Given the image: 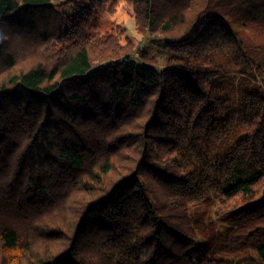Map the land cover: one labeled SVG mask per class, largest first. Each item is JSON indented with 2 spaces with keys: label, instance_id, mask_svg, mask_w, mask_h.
Listing matches in <instances>:
<instances>
[{
  "label": "trees",
  "instance_id": "16d2710c",
  "mask_svg": "<svg viewBox=\"0 0 264 264\" xmlns=\"http://www.w3.org/2000/svg\"><path fill=\"white\" fill-rule=\"evenodd\" d=\"M54 1L0 0V264H264V0H129L162 68L94 31L118 0ZM211 190L259 200L209 238L258 258L189 254Z\"/></svg>",
  "mask_w": 264,
  "mask_h": 264
},
{
  "label": "rangeland",
  "instance_id": "374dc122",
  "mask_svg": "<svg viewBox=\"0 0 264 264\" xmlns=\"http://www.w3.org/2000/svg\"><path fill=\"white\" fill-rule=\"evenodd\" d=\"M85 0H55L54 5L65 15H73L82 5ZM96 21L98 26L94 29L95 32L114 33L118 34L123 42L130 39L138 48L139 52L135 54L137 57L139 53L145 52L149 57H154L156 65L162 68L166 64V57L168 51L165 47V38L157 36V34H142L136 27V20L134 15L133 4L129 0H118L117 3L107 4L97 15ZM235 21H238L237 19ZM239 23V22H238ZM239 32L244 36H256L255 28L248 24L242 26L239 23ZM240 74L231 73L227 76L219 77L220 81L224 83L228 95L233 98L236 90L241 87L239 82ZM259 82V74L257 75ZM226 144V143H225ZM224 144V145H225ZM237 204V205H234ZM259 200L253 202H242L241 199L237 201L223 200L218 192L212 190L203 197L202 200L193 203L190 207L192 220L195 221L200 217L199 223L202 227L199 233L198 242L188 249L189 254L195 259L204 256H212L215 258H222L237 262L243 258L252 256L258 258V252L255 245L241 246L238 248L215 250L217 245V236L214 239H209L211 233L224 231L225 227L230 223V217L239 219L250 213L252 210L259 212Z\"/></svg>",
  "mask_w": 264,
  "mask_h": 264
}]
</instances>
